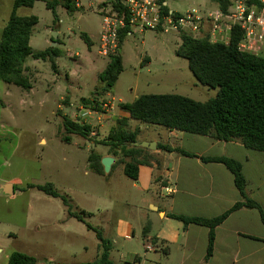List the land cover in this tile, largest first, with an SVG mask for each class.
Here are the masks:
<instances>
[{
  "label": "rangeland",
  "instance_id": "1",
  "mask_svg": "<svg viewBox=\"0 0 264 264\" xmlns=\"http://www.w3.org/2000/svg\"><path fill=\"white\" fill-rule=\"evenodd\" d=\"M79 1L82 7L74 13H68L58 6L55 10L56 22L52 12L41 1L35 2L31 8L20 7L16 12L21 17H37L38 23L30 38V45L37 50L51 47L49 42L53 32L59 31L55 47L60 56L55 63L60 76L55 78L50 62L28 58L24 74L33 85L30 91L0 81V246L9 254L15 251L29 253L36 259V264H47L48 261L43 259L47 255L53 257L50 264H87L96 260L102 247L95 232L88 231L85 224L75 218L65 217V233L60 228L62 223H59L60 227L44 223L42 213L47 203L35 199L36 196L44 197V193L29 187L31 184L51 183L60 195L54 203L63 210L62 199H65L66 212L70 209L80 214L85 223L97 227L110 246L118 217L124 214L141 235L145 222L141 224L135 217L136 213L157 206V192L154 189L149 192L132 189L135 181L123 174L121 165L108 173L103 171L101 175L90 169L88 158L91 150L104 149L100 141L106 137L109 129L108 126L105 129L102 127L105 125L104 112L110 110L109 106L101 105L103 102L107 104L109 101L117 108L119 102L131 103L145 94H175L205 102L217 93V89L199 84L189 71L187 61L175 55L180 35L145 31L144 35L133 32L123 40L120 52L122 71L104 97L105 84L99 82L98 76L108 65L109 58L97 52L101 27L96 2L112 4V0ZM165 2L170 9L180 13L190 8L206 10L216 7L211 0ZM13 3L14 0H0V35ZM81 34L92 36L93 45L90 48L81 39ZM143 52L150 57L149 64H145L147 58H144L143 65H140ZM74 54L78 57H74ZM97 86H101L96 91L100 93L96 96L100 105L98 110H93L95 105L90 106L92 104L87 100L88 115H68L72 121L89 127L93 134L89 133L86 138L68 135L58 115V104L65 106L70 99L73 104H80V98L90 100L89 96ZM109 113H112L111 110ZM130 120L128 130L139 129L137 138L142 142L157 140L167 144L170 140V144L179 148L184 144L185 150L188 148L187 138L197 137L178 131L184 137L180 141L171 138L169 130L162 126ZM66 135L70 137L69 142L64 141ZM9 180L16 184L15 189L24 190L14 199L2 195V189ZM31 199L34 200L31 205L36 210L33 218L31 214L27 215ZM10 234L14 235L12 239ZM140 237L125 243L116 241L109 251L113 263L127 264V257H120V254H140ZM154 257L148 254L143 260L150 264L148 260L153 261ZM5 262L4 254H0V264Z\"/></svg>",
  "mask_w": 264,
  "mask_h": 264
},
{
  "label": "trees",
  "instance_id": "2",
  "mask_svg": "<svg viewBox=\"0 0 264 264\" xmlns=\"http://www.w3.org/2000/svg\"><path fill=\"white\" fill-rule=\"evenodd\" d=\"M37 1L44 2L46 9L52 12L54 22L57 21L55 10L58 6L68 13L77 12V8L70 0H14L9 18L0 35V81L27 91L32 88L30 80L24 74L27 59L48 61L55 72V59L59 56L56 47H48L43 51L33 50L29 40L38 19L36 16L21 17L16 14L20 7L31 8ZM119 1L112 0V5L118 7ZM211 1L221 10H226L227 3L224 0ZM257 1L248 0L249 3ZM127 32L128 29L119 32L120 45ZM80 37L90 48L88 36L81 34ZM240 37L241 32L236 26L232 28L227 44L211 42L207 33L196 39L185 35L179 36L180 43L175 55L187 61L189 71L199 84L217 89L215 97L198 102L175 94H145L131 103L119 104L118 108L127 113L129 118L147 124L193 135L209 136L218 141H238L247 149L264 152V58L239 51L237 44ZM121 71L120 56L109 57L108 65L99 75V80L105 84L104 91L107 90L106 87H112ZM86 103L87 100L83 99L82 104ZM58 115L61 116L63 128L68 135L88 137L89 127L72 121L60 112ZM138 133V129L128 130L127 120L122 118L100 141L101 145L108 147V154L120 156L124 175L133 181L137 180L138 166L145 161L138 160L137 157L148 153L147 149L133 145L137 142ZM68 135L64 137L66 142H69ZM156 150L197 158L202 163L221 164L233 176V183L241 200L221 215L201 218L167 214V217L181 222L183 228L194 224L208 229L205 262L212 254L215 228L232 212L240 208L255 209L264 224L263 209L245 193L246 181L238 161L225 156H197L183 149L162 144H157ZM88 162L94 173L103 174L100 157L91 154ZM29 187L36 188L47 196L60 198L51 183ZM62 202L67 205L65 199H62ZM67 214L85 224L88 230L95 232L100 242L102 247L100 255L88 264H114L109 259V243L102 238L100 230L85 223L80 214L70 209H67ZM5 264H36V259L21 252H11Z\"/></svg>",
  "mask_w": 264,
  "mask_h": 264
},
{
  "label": "crops",
  "instance_id": "3",
  "mask_svg": "<svg viewBox=\"0 0 264 264\" xmlns=\"http://www.w3.org/2000/svg\"><path fill=\"white\" fill-rule=\"evenodd\" d=\"M96 4L99 14V8L106 4L102 3V1L96 2ZM58 33L59 31H56L55 41H57V43ZM132 34L133 33H127L125 37ZM141 34L144 35L145 32ZM88 38L92 46V36H88ZM49 43L52 44L51 39ZM122 44L123 41L120 45L118 56H120ZM56 45L55 43L52 48ZM31 48L35 51H43L48 47L43 50H37L32 46ZM58 55L60 56L59 53ZM75 56L78 57L77 54H74V57ZM144 58H147L145 64L150 63V57L146 52H143L140 65ZM55 65L56 71L54 75L56 78L60 76V74L57 63H55ZM99 82L101 81L99 80ZM101 83L104 84L103 82ZM100 87L101 86H97L94 88V92L89 96L90 100L88 98H80V104H73L70 99L68 102L69 104L65 103V106L58 104V112H62V115L65 116L73 113H78L79 116L88 115V112H90L88 103L83 105V99L88 100L92 104L90 106L95 105V108L93 106V110H98L100 105L97 103L96 96H99L100 93L96 91ZM106 89L108 90L109 88L106 87ZM107 90L104 92V97L108 92ZM62 98H60V100ZM119 104L124 103L119 102L118 106ZM101 105L104 107L109 106L112 112L111 114H107L109 110L104 112L105 114L103 115L105 125L103 124L102 127L105 129V127L108 126V132L115 126V121L118 119L123 118L127 120V123L131 122L129 115L121 111L118 107H113L111 102L107 101V104L103 102ZM168 133L171 138H176L180 141L184 139L183 135L176 130H169ZM191 136L197 137H188L186 140L188 141V148L184 150L183 144L180 149L197 156H225L238 161L241 164L242 174L246 181L245 193L247 197L258 203L264 211V152L247 149L238 141L224 142L215 140L209 136L193 134ZM136 140L137 143L142 142V140L138 138H136ZM150 141L154 142L156 145L162 144L157 140ZM169 141L170 140H168L167 144L162 145H168L171 148H179L174 144H170L171 142L169 143ZM91 144L96 147L92 142ZM100 146H103L104 149L96 151L91 150V154L100 157V161L104 157L113 158V163L109 172L118 165H121L123 172V164L120 162V156L108 154V147L104 145ZM147 151L148 153H143L142 156L137 157L138 160L145 161L138 166L137 180L132 184V189L145 192L154 189L158 196L156 200L157 206H150V212L139 210L138 213H136V219L141 224L145 222L144 227H141V235H138L136 226L129 218H126L124 214L122 217H118L114 223V230L112 231L113 239L111 241V246L109 245V251L113 249L112 245H115L116 241L125 243L127 241L137 240V237L141 236V256L137 252H127L119 255L120 257L123 256V258L127 257V264H146L144 260L145 256L148 254L156 256L153 261L148 260L150 264H264V224L261 222L259 213L255 209L240 208L232 212L215 228L213 250L207 262L204 261V257L206 254L208 229L194 224H189L186 228H183L181 222L167 217V214H175L188 217L214 218L240 201L241 198L233 183V176L223 165L202 163L197 158L182 157L174 152L167 153L161 150ZM7 186H10V188ZM15 186L16 184L13 181H7L6 187L2 189V195L14 199L19 193L24 191L15 189ZM166 189H168V192ZM35 199L37 202L43 200L47 203L46 210L43 211V213L41 212L43 214V222L58 227H60L59 223H62L60 228L62 229L61 231L65 233V217L68 216V214L64 204L62 210L59 205L54 203V200H58L59 198L44 194V197L36 196ZM33 201L34 200L31 199L28 202L30 205L27 207V215L31 214L32 218L36 212L31 205ZM70 218L72 219V217ZM38 219L39 218H37L36 221H38ZM13 236L14 235L10 234L9 237L12 239ZM0 254H4V259L6 261L9 252H4L3 246H0ZM110 255L111 252H109V259L112 261ZM43 259L44 261H48L47 264L53 261V257L49 255L45 256ZM88 263H91V261Z\"/></svg>",
  "mask_w": 264,
  "mask_h": 264
},
{
  "label": "built area",
  "instance_id": "4",
  "mask_svg": "<svg viewBox=\"0 0 264 264\" xmlns=\"http://www.w3.org/2000/svg\"><path fill=\"white\" fill-rule=\"evenodd\" d=\"M224 1L225 11L216 6L206 10L190 8L182 13L170 9L165 0H120L118 7L103 5L99 8L101 31L97 52L107 58L118 56L119 32L125 29L128 34L153 31L193 39L207 33L211 42L227 44L236 26L241 32L238 50L264 58V0ZM70 2L76 8L82 7L79 0Z\"/></svg>",
  "mask_w": 264,
  "mask_h": 264
},
{
  "label": "water",
  "instance_id": "5",
  "mask_svg": "<svg viewBox=\"0 0 264 264\" xmlns=\"http://www.w3.org/2000/svg\"><path fill=\"white\" fill-rule=\"evenodd\" d=\"M55 39H56V32H53L51 47H53L55 45ZM133 145L136 147L144 148V149L151 150V151L156 150V144L154 142H150V143H147V142L137 143L136 142ZM100 163H101V166L103 167L104 173H108L110 170V167L113 163V158L104 157L101 159ZM7 187L10 188V186H7Z\"/></svg>",
  "mask_w": 264,
  "mask_h": 264
}]
</instances>
